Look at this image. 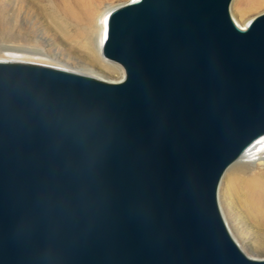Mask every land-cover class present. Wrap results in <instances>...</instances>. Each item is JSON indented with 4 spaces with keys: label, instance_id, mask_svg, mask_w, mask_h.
<instances>
[{
    "label": "water",
    "instance_id": "water-1",
    "mask_svg": "<svg viewBox=\"0 0 264 264\" xmlns=\"http://www.w3.org/2000/svg\"><path fill=\"white\" fill-rule=\"evenodd\" d=\"M231 2L112 9L118 82L0 59V264H264L218 200L264 138V13Z\"/></svg>",
    "mask_w": 264,
    "mask_h": 264
},
{
    "label": "rangeland",
    "instance_id": "rangeland-1",
    "mask_svg": "<svg viewBox=\"0 0 264 264\" xmlns=\"http://www.w3.org/2000/svg\"><path fill=\"white\" fill-rule=\"evenodd\" d=\"M57 3L70 4L63 0ZM130 0H87L59 23L50 17L51 0H0V59L64 67L118 82L124 68L103 56L106 18ZM232 0L230 12L238 25L264 13V0ZM240 25V26H241ZM224 174L218 200L224 219L244 252L264 259V204L252 192L264 181V150L243 156ZM263 177V178H262ZM262 181V182H260Z\"/></svg>",
    "mask_w": 264,
    "mask_h": 264
},
{
    "label": "bare ground",
    "instance_id": "bare-ground-1",
    "mask_svg": "<svg viewBox=\"0 0 264 264\" xmlns=\"http://www.w3.org/2000/svg\"><path fill=\"white\" fill-rule=\"evenodd\" d=\"M63 1H66L68 3L70 2V4H65L64 5L62 3V6H60V3H57L56 0H51L50 7H52L53 10L50 13V17L54 20L55 23H59L58 14H59L60 11L63 14H65L66 16H68L70 14L69 13L70 10L72 9L71 6L77 8L80 5V3H82L83 1H87V0H63ZM261 2H262V0H254L253 5H260ZM107 19H108V16L106 18L105 38H106V34H107ZM241 27H244V25H241ZM258 150L259 151L264 150V138H262L261 140L257 141L254 145H252V147L250 149H248L243 156H246V155H248V154H250V153H252L254 151H258ZM241 158H240V160H241ZM240 160H238V161L240 162ZM233 165H235V164H232L231 166H233ZM260 182H262V181H260ZM252 192L258 198V202L260 204H264V181L262 182V184H260V186H258L257 188L253 189Z\"/></svg>",
    "mask_w": 264,
    "mask_h": 264
}]
</instances>
